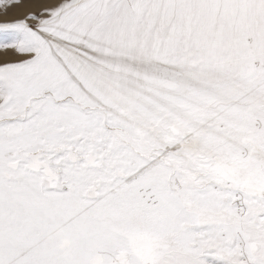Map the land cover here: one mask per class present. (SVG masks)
I'll return each mask as SVG.
<instances>
[{
	"label": "snow or ice",
	"instance_id": "1",
	"mask_svg": "<svg viewBox=\"0 0 264 264\" xmlns=\"http://www.w3.org/2000/svg\"><path fill=\"white\" fill-rule=\"evenodd\" d=\"M0 264H264V0H0Z\"/></svg>",
	"mask_w": 264,
	"mask_h": 264
},
{
	"label": "bare ground",
	"instance_id": "2",
	"mask_svg": "<svg viewBox=\"0 0 264 264\" xmlns=\"http://www.w3.org/2000/svg\"><path fill=\"white\" fill-rule=\"evenodd\" d=\"M9 18H11V17H9Z\"/></svg>",
	"mask_w": 264,
	"mask_h": 264
}]
</instances>
